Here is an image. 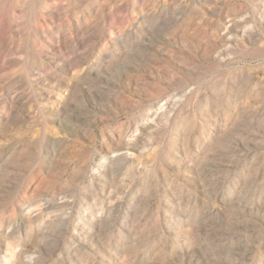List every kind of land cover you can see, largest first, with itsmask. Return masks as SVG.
Instances as JSON below:
<instances>
[{"label":"rangeland","instance_id":"rangeland-1","mask_svg":"<svg viewBox=\"0 0 264 264\" xmlns=\"http://www.w3.org/2000/svg\"><path fill=\"white\" fill-rule=\"evenodd\" d=\"M0 264H264V0H0Z\"/></svg>","mask_w":264,"mask_h":264}]
</instances>
